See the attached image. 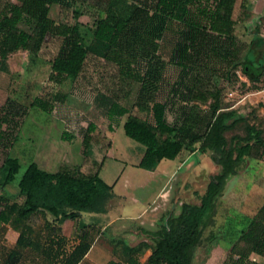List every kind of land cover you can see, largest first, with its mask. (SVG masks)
Instances as JSON below:
<instances>
[{"label": "trees", "instance_id": "obj_1", "mask_svg": "<svg viewBox=\"0 0 264 264\" xmlns=\"http://www.w3.org/2000/svg\"><path fill=\"white\" fill-rule=\"evenodd\" d=\"M234 1L107 0L105 16L95 22L92 39L85 44L77 11H73L74 22L56 21L50 15L53 6L70 8L74 0H0V72L9 70V54L25 50L33 57L38 56L48 36L59 37L60 46L50 61V78L56 83L75 80L91 56L114 64L121 76L133 77L139 83L136 104L148 111L151 121L128 116L122 123L125 135L142 145L138 167L152 170L161 159H174L183 150L212 152L211 159L220 172L210 177L198 203H184L177 216L168 214L161 228L149 234L152 241L146 243L151 250L148 264H185L178 248L200 242L202 228L213 216L215 201L227 178L238 172L254 148L261 147L260 155L264 153L261 128L249 122L247 115L224 105L220 88L200 84L204 78L216 74L230 81L238 76L237 71L251 82H258L264 76V37L256 33L245 47L237 44L236 22L232 17ZM172 21L178 25V31L169 61L179 68L183 86L180 94L185 102L175 123L167 120V104L156 97L167 65L158 55L159 42ZM33 103L45 111L49 109L47 101L36 99ZM200 103H207L203 113ZM127 112L114 101L108 104L109 118ZM240 123L244 134H232L227 139L225 132ZM94 129L95 125L88 123L83 133L84 158L92 155ZM4 139L0 131V143ZM19 168V159L6 154L0 163V188L13 182ZM17 187L22 201L1 197L0 207V223L19 231L17 248L30 242L31 214L49 213L53 222L62 223L66 218L79 217L82 212H104L113 196L112 186L98 172H83L67 165L48 172L32 160ZM259 210L261 216L256 215L245 230L244 245H234L221 264H264L251 256L264 259V206ZM141 246L124 245V249L133 252ZM86 250L87 245L79 244L69 259H53L54 264H75ZM17 254L18 250L13 248L8 253L9 259H3L1 264H16ZM128 262L138 264L136 259ZM107 264L123 263L110 260Z\"/></svg>", "mask_w": 264, "mask_h": 264}, {"label": "rangeland", "instance_id": "obj_2", "mask_svg": "<svg viewBox=\"0 0 264 264\" xmlns=\"http://www.w3.org/2000/svg\"><path fill=\"white\" fill-rule=\"evenodd\" d=\"M106 3L107 0H74L70 8L53 6L50 15L56 21L74 22L73 11H77L83 40L85 44H89L95 22L105 16ZM177 31L178 25L174 21L170 22L165 37L159 42L158 50V55L167 65L163 70L156 97L167 104L166 117L170 123L177 121L181 106L185 105L180 94L183 86L179 68L169 61ZM248 36L249 34H245V37L239 40L242 47L248 42ZM60 43L59 37L48 36L35 57L25 50H17L8 55L9 70L0 72V131L5 136L0 143V163L6 154L16 156L20 161V168L13 182L0 188V207L1 197H8L10 201H22L17 183L26 165L36 156L37 151L43 152L46 149L47 143L51 145L54 140L59 139L65 128L75 132L71 135L72 138L82 139L88 123H93L95 129L91 133V144L98 159L105 157L113 140L114 148L109 151L110 156L106 157L99 171V176L105 181L113 179L119 173L122 163L134 160L141 152L142 145L125 135L122 127L128 116L151 121L148 111L136 104L139 83L133 77L121 76L114 64L92 56L86 60L75 80L65 79L60 84L56 83L50 78V61L57 53ZM236 73L238 76L232 77L230 81L216 74L211 78H204L200 84L209 88H220L224 105H230L236 97L251 92L256 87L260 90L264 88V78L258 84L250 82L248 85H242L239 78L241 74L239 71ZM254 97L256 111L248 115L251 106L244 104L247 106L244 107V113L247 114L249 122L261 128L264 139V92ZM36 99L47 101L49 109L45 111L35 105L33 102ZM110 101L125 107L128 112L109 118L107 108ZM199 106L203 113L207 103H200ZM113 131L115 133L111 140ZM65 133L71 134L67 131ZM232 134L243 135V123L225 132L227 139ZM159 138L163 139L162 136ZM71 143L76 154L79 142L75 140ZM64 150L60 147L54 156L60 158L65 153ZM261 150V147L254 148L252 155L246 157L238 172L227 178L224 189L215 201V212L202 228L200 242L195 246H179L178 252L185 264H221L227 254L233 251L234 245H244L245 230L252 225L256 215L261 216L259 209L264 206V153L260 155ZM211 153L210 150L197 151L190 156V151L183 150L181 157L191 159L190 166L185 169V162L181 163L180 155L173 160H161V166L167 165L172 170H177L162 187V190L167 191L168 198H171L172 209L180 207L179 202L197 200L204 192L210 177L220 172V167L211 159ZM75 154L70 155L73 160H76ZM83 160L87 162L85 171L93 170L99 161L93 163L92 155L83 157ZM28 222L38 223L33 217ZM2 231L3 226L0 223V257L4 240ZM26 251L24 254L28 255ZM187 252L191 254L187 255ZM251 256L260 263L264 262L259 256ZM45 260L32 259L31 264H52L51 261Z\"/></svg>", "mask_w": 264, "mask_h": 264}, {"label": "crops", "instance_id": "obj_3", "mask_svg": "<svg viewBox=\"0 0 264 264\" xmlns=\"http://www.w3.org/2000/svg\"><path fill=\"white\" fill-rule=\"evenodd\" d=\"M232 17L236 22L234 34L238 45H240L239 40L243 39L245 34H249V40L256 33L264 37V0H235ZM239 78L242 85H248L251 82L242 74L239 75ZM263 78L264 76L260 80ZM258 82L252 83L258 84ZM263 92L264 88L260 90L256 87L255 90L236 97V100L228 105V108L236 109L244 115H252L256 111L254 96ZM244 104L251 106L247 114L244 113L246 106ZM64 130L59 139L54 140L51 145L47 143L46 149L43 150L44 153L37 151L32 161L48 172L57 171L61 165L85 172L84 168L87 162L83 160L84 156L81 153L82 139L72 138L71 135L75 132L71 129L65 128ZM66 131L71 134L65 133ZM114 133L115 131L112 132L111 140ZM75 140L79 142L76 154L73 152L75 148L71 143ZM60 147L65 149V153L60 158L55 157L54 154ZM112 148H114L113 140L105 157L100 159L92 148L93 163L99 161L93 170H89L90 172L99 174L100 167L106 157L110 156L109 151ZM140 148L141 152L137 158L122 163L119 173L113 179L105 181L102 178L112 186L113 191V196L108 200L104 212H82L79 217L66 218L62 223L53 222V217L49 213L43 215L40 212H35L28 219L29 221L33 217L38 222L36 224L28 222L30 242L19 248L16 247L19 231L9 224L1 223L4 240L0 264L3 259H9L8 253L13 248L18 250V254L14 258L19 259L16 264H31L32 259H46V262L51 261L54 264L53 259H69V255L79 244L87 245V250L75 264H107L110 260L128 264V259H136L138 264H148L147 259L151 250L146 243L152 241L149 234L161 228L168 214L172 213L177 216L184 203H198L199 198L193 202H179L180 207L172 209L171 198H168L167 191L162 190V187L167 183L171 174L177 170H172L167 165L161 166L162 159L152 170L138 167L137 163L143 154L142 146ZM197 151L199 150L190 152V156ZM72 153L75 154L76 160L70 157ZM181 153L182 151L178 155L182 160L181 163L185 162V169L190 166L191 159L182 158ZM43 156L45 157L43 158ZM124 245L141 247L137 251L127 252ZM25 250L28 255L24 254Z\"/></svg>", "mask_w": 264, "mask_h": 264}]
</instances>
